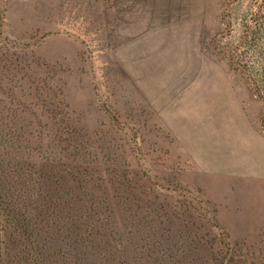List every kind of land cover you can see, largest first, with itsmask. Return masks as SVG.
<instances>
[{
	"label": "rangeland",
	"instance_id": "374dc122",
	"mask_svg": "<svg viewBox=\"0 0 264 264\" xmlns=\"http://www.w3.org/2000/svg\"><path fill=\"white\" fill-rule=\"evenodd\" d=\"M251 1L0 0V264H108L113 227L129 264L151 228L183 242L151 264H264L262 103L226 57Z\"/></svg>",
	"mask_w": 264,
	"mask_h": 264
},
{
	"label": "trees",
	"instance_id": "16d2710c",
	"mask_svg": "<svg viewBox=\"0 0 264 264\" xmlns=\"http://www.w3.org/2000/svg\"><path fill=\"white\" fill-rule=\"evenodd\" d=\"M251 8L254 11L253 13V18H252V22L255 26V29L252 30L251 36L246 34V32L242 35V40H244V44L245 45H249V46H244L245 49L247 50H242L240 52V55H238L239 51H240V47L237 45L234 47V49L232 50V52H226V57L227 60L231 66V68L238 72L241 77L244 79V81L246 82V84L248 85V87L251 89L252 94L254 96H256L262 103V113L260 114V126L261 129L264 131V79L262 78H258L256 76H252L250 75V70H249V61L247 60V54H248V50H251L252 46H256V42L259 40L263 41V34H258L260 29L264 27V0H252L251 1ZM247 28H249L247 26ZM257 29V30H256ZM255 33V34H254ZM260 53L262 54V58L264 60V49L260 50ZM0 84H1V80H0ZM3 124V122H2ZM1 126V125H0ZM5 127L8 131H11V133H16V130L12 129L13 127H8L7 124H5ZM10 133V134H11ZM6 136H7V132H6ZM11 140H16V134L15 135H10L9 137ZM92 204L93 205H98V203L95 200H92ZM96 209V208H93ZM98 219H100L98 217ZM153 231H159V237L161 239H163V243L166 244L165 248H162L160 253H162V256L160 257V253L158 252V254H155V256H152L151 253H149L150 251V245H156V242H152V239L150 237L149 242L143 246L140 247L141 252L139 253H144L146 256V261L144 260L143 263V257L139 256L138 258V264H151L153 262H156L158 260H161L165 255H168V253L172 256L171 259L175 260L178 257H176L178 255V253H182L180 251V247L178 246L179 243L183 244V242H177L175 240L176 236L172 235L171 232L168 230H164V229H160L157 228V230L155 228H151ZM105 231L101 234H99L98 232H95L92 236L93 238L90 239V243L87 246V260H88V256H91L92 258L96 257L99 253H103V252H107V256L105 258V263L108 262V264H129L128 260H127V254H130V250H129V244H131V242L129 241V239H126V235L129 234V232H122L121 230H119L118 228H105ZM193 233V231H191ZM195 236L190 237V235H187V238H192V239H199L201 238V236H199L198 234V230H194ZM137 234V232H136ZM155 236V234H154ZM105 237V240H102V238ZM159 239V238H157ZM202 239V238H201ZM146 242V240H144ZM157 243L159 244L161 241L160 240H156ZM198 241V240H197ZM102 243L104 244V247L102 248ZM203 246V244H202ZM143 249L147 250V252H144ZM98 253V254H97ZM120 253V257H124V259L127 260V262L123 261L122 263L119 261V259H117L114 254ZM219 254H222V251H219ZM150 255V261L148 262V258ZM100 260L102 261V259L100 258ZM152 260V261H151ZM235 258H228L227 254L225 256H222L221 261L219 262V264H237V261H235ZM197 262H194V264H196ZM211 264H218L216 263V260L214 258V262H210ZM94 264H101L98 261H95ZM245 264V263H244Z\"/></svg>",
	"mask_w": 264,
	"mask_h": 264
}]
</instances>
